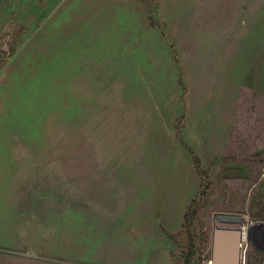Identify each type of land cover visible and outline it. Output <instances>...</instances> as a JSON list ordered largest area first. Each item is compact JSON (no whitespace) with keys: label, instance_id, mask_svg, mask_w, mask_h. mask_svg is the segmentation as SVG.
<instances>
[{"label":"rangeland","instance_id":"rangeland-1","mask_svg":"<svg viewBox=\"0 0 264 264\" xmlns=\"http://www.w3.org/2000/svg\"><path fill=\"white\" fill-rule=\"evenodd\" d=\"M215 213L264 220V0H0V264H209Z\"/></svg>","mask_w":264,"mask_h":264},{"label":"water","instance_id":"water-1","mask_svg":"<svg viewBox=\"0 0 264 264\" xmlns=\"http://www.w3.org/2000/svg\"><path fill=\"white\" fill-rule=\"evenodd\" d=\"M236 216L242 215L215 213L210 264H241L243 222Z\"/></svg>","mask_w":264,"mask_h":264},{"label":"built area","instance_id":"built-area-1","mask_svg":"<svg viewBox=\"0 0 264 264\" xmlns=\"http://www.w3.org/2000/svg\"><path fill=\"white\" fill-rule=\"evenodd\" d=\"M255 227H246L243 224L242 226V262L241 264H247V256H246V249L244 248L246 246V241L248 239H253L255 243L261 248L263 253V259L261 264H264V220H258L255 222ZM210 264V261H209Z\"/></svg>","mask_w":264,"mask_h":264},{"label":"bare ground","instance_id":"bare-ground-1","mask_svg":"<svg viewBox=\"0 0 264 264\" xmlns=\"http://www.w3.org/2000/svg\"><path fill=\"white\" fill-rule=\"evenodd\" d=\"M235 219L237 220V221H242V218L240 217V216H236L235 217ZM243 224H244V222H243ZM245 225V224H244ZM256 225H254V226H251V228L253 227H255Z\"/></svg>","mask_w":264,"mask_h":264}]
</instances>
